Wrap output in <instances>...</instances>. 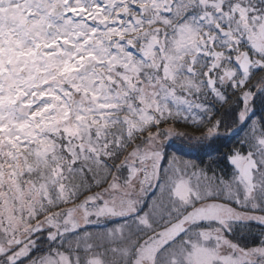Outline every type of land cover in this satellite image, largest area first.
Here are the masks:
<instances>
[{"label":"snow or ice","instance_id":"6c2138e0","mask_svg":"<svg viewBox=\"0 0 264 264\" xmlns=\"http://www.w3.org/2000/svg\"><path fill=\"white\" fill-rule=\"evenodd\" d=\"M0 264H264V0H0Z\"/></svg>","mask_w":264,"mask_h":264}]
</instances>
